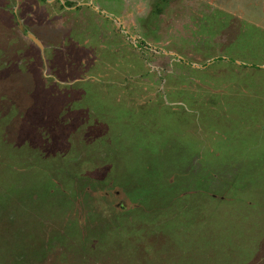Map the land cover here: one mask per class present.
Returning <instances> with one entry per match:
<instances>
[{
	"label": "rangeland",
	"instance_id": "rangeland-1",
	"mask_svg": "<svg viewBox=\"0 0 264 264\" xmlns=\"http://www.w3.org/2000/svg\"><path fill=\"white\" fill-rule=\"evenodd\" d=\"M0 264H264V0H0Z\"/></svg>",
	"mask_w": 264,
	"mask_h": 264
},
{
	"label": "water",
	"instance_id": "water-1",
	"mask_svg": "<svg viewBox=\"0 0 264 264\" xmlns=\"http://www.w3.org/2000/svg\"><path fill=\"white\" fill-rule=\"evenodd\" d=\"M29 36L31 37V38H33L34 39V37L31 35V34H29ZM35 40V39H34ZM36 41V40H35Z\"/></svg>",
	"mask_w": 264,
	"mask_h": 264
},
{
	"label": "crops",
	"instance_id": "crops-1",
	"mask_svg": "<svg viewBox=\"0 0 264 264\" xmlns=\"http://www.w3.org/2000/svg\"><path fill=\"white\" fill-rule=\"evenodd\" d=\"M259 142H261V141L259 140Z\"/></svg>",
	"mask_w": 264,
	"mask_h": 264
}]
</instances>
